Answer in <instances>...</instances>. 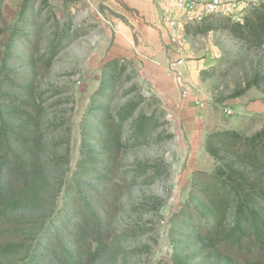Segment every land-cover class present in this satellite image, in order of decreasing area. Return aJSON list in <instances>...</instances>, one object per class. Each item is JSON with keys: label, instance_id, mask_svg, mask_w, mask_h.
Listing matches in <instances>:
<instances>
[{"label": "rangeland", "instance_id": "rangeland-1", "mask_svg": "<svg viewBox=\"0 0 264 264\" xmlns=\"http://www.w3.org/2000/svg\"><path fill=\"white\" fill-rule=\"evenodd\" d=\"M245 1L250 9L264 3ZM22 11L27 18L20 16ZM101 19L98 5L80 0H0V94L28 99L33 125L39 127L34 177L0 209V261L19 259L29 245L19 240L35 236L57 212L66 189L74 183L84 132L98 127L86 116L95 100L98 104L94 96L104 65L113 59L109 53L113 29L110 22L101 26ZM231 23L218 16L187 21L183 63L174 69L170 64L165 72L172 82L138 59L121 57L125 69L111 103L113 114L131 100L141 104L123 128L116 180L128 181L138 163L157 165L159 177L145 184L141 181L147 174L138 176V182L124 190L108 248L95 264H256L253 252H234L220 244L232 226L231 210L215 238L197 235L187 240L184 235L190 231L179 229L173 220L189 197L193 173L212 172L219 164L205 150L207 133L234 126L250 134L264 125L261 116L244 117L247 105L264 101V45L250 46L235 37L228 29ZM207 24L214 28L194 32L197 25ZM29 34H34V44L27 46ZM187 61L206 68L199 66L194 79L186 78L178 67ZM6 76H14L19 87L3 84ZM178 78L194 85L186 99L181 97ZM196 99L205 106H198ZM227 108L232 114L226 113ZM152 112L157 114L152 136L144 145L130 146L137 117ZM196 129L201 136L205 133L204 147L192 134ZM27 220L33 222L21 223Z\"/></svg>", "mask_w": 264, "mask_h": 264}, {"label": "trees", "instance_id": "trees-1", "mask_svg": "<svg viewBox=\"0 0 264 264\" xmlns=\"http://www.w3.org/2000/svg\"><path fill=\"white\" fill-rule=\"evenodd\" d=\"M20 16L27 18L28 14L22 11ZM222 18L232 22L228 29L235 37L250 46L264 45V3L250 9L243 23ZM213 28L211 24L197 25L194 32L204 33ZM32 35H28L27 46L34 44ZM68 41L65 39L64 44ZM122 60L113 58L104 65L94 96L98 104L95 100L86 116L89 123L98 127L84 132L83 155L74 173V183L62 196L61 206L41 224L35 236L19 240L29 242L19 259L0 264H95L108 248L124 190L136 184L138 176L147 174L141 181L145 184L159 177L157 165L138 163L128 181L116 180L124 144L123 128L141 104V100H131L117 115L113 114L111 103L125 69ZM2 83L19 87L14 76L4 77ZM28 102L20 95L0 94V209L11 202L18 189L30 183L36 171L34 153L39 144V127L33 125ZM156 122V112L137 117L130 146L146 144ZM93 140L96 145L90 144ZM205 150L219 164L212 172L193 173L189 197L174 214V225L190 231L184 235L187 240L197 235L215 238L221 221L231 210L232 226L220 244L234 252H253L256 264H264V125L250 134L237 129L209 132Z\"/></svg>", "mask_w": 264, "mask_h": 264}, {"label": "crops", "instance_id": "crops-1", "mask_svg": "<svg viewBox=\"0 0 264 264\" xmlns=\"http://www.w3.org/2000/svg\"><path fill=\"white\" fill-rule=\"evenodd\" d=\"M62 1L65 3L69 0ZM80 1L94 6L98 5V12L102 16L100 21L103 22L101 26L106 24L104 22H110L113 29L110 33L112 40L109 44L111 58L138 59L146 67L158 69V73L163 75L164 80L168 77L172 82V77L166 76L165 72L169 69L170 64L181 59L185 52L184 48H180L177 44L171 42L170 29L161 23V17L165 13H176L173 6L163 3L161 0ZM108 13H114V15L109 16ZM190 16V18L195 17V15ZM181 18L184 23L189 21V15H182ZM185 26L186 23L184 29ZM201 64L187 61L185 65L178 67V71L182 76L194 79L199 73V66L200 68H206ZM173 80L175 81V78ZM244 113V117L254 115L264 118V101L247 105ZM232 129L241 130L234 126ZM192 134L197 135L198 141L204 147L205 133L201 136L199 129H196Z\"/></svg>", "mask_w": 264, "mask_h": 264}, {"label": "built area", "instance_id": "built-area-1", "mask_svg": "<svg viewBox=\"0 0 264 264\" xmlns=\"http://www.w3.org/2000/svg\"><path fill=\"white\" fill-rule=\"evenodd\" d=\"M163 3L170 4L176 10V13H165L161 17V23L170 29L171 42L177 44L180 48L184 47V21L182 15H195L194 18L202 20L208 16L227 17L232 21L243 23L245 15L250 10V5L245 0H161ZM187 25V24H186ZM217 56V54H216ZM183 60L178 59L171 63L174 69L178 64H182ZM178 84L181 86V97L186 99L194 91V85L188 80L182 81L178 78ZM196 104L204 107L205 103L201 99H196ZM231 108L226 109V113L232 114Z\"/></svg>", "mask_w": 264, "mask_h": 264}]
</instances>
